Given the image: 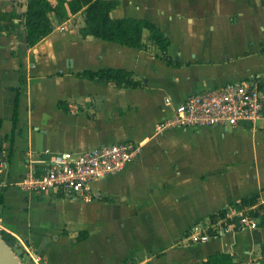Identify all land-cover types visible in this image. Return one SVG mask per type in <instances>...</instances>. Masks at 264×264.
Returning a JSON list of instances; mask_svg holds the SVG:
<instances>
[{"label": "crops", "instance_id": "0c3cea01", "mask_svg": "<svg viewBox=\"0 0 264 264\" xmlns=\"http://www.w3.org/2000/svg\"><path fill=\"white\" fill-rule=\"evenodd\" d=\"M26 1L0 0V232L28 264H202L221 254L264 264L262 218L252 229L210 222L264 190V115L237 127L155 131L195 92L248 79L264 84V3L118 0L112 19H144L165 33L164 59L147 31L143 49L82 37L81 13L66 7L61 17L49 14L51 33L26 48L20 20L9 18ZM109 68L131 72L140 85L80 75ZM122 142L141 151L123 171L91 184L99 200L20 186L45 151L78 154Z\"/></svg>", "mask_w": 264, "mask_h": 264}, {"label": "built area", "instance_id": "2783aa9c", "mask_svg": "<svg viewBox=\"0 0 264 264\" xmlns=\"http://www.w3.org/2000/svg\"><path fill=\"white\" fill-rule=\"evenodd\" d=\"M263 115L264 88H260L258 79H248L189 95L155 126V131L160 134L172 128L237 127ZM140 151L141 144L132 142L98 146L78 154L45 151V159L37 161L40 167L31 169L20 186L26 192H59L65 198L99 200L91 184L123 171ZM262 217L264 190L257 195L255 204L237 211L228 209L216 223L227 228L252 229ZM192 240L197 238L192 236ZM199 240L205 241L207 236Z\"/></svg>", "mask_w": 264, "mask_h": 264}, {"label": "trees", "instance_id": "16d2710c", "mask_svg": "<svg viewBox=\"0 0 264 264\" xmlns=\"http://www.w3.org/2000/svg\"><path fill=\"white\" fill-rule=\"evenodd\" d=\"M259 1L264 3V0ZM118 5V0H55V4H52L50 0H27L24 9L10 13L9 18H18L20 20L24 36L20 34L19 40L27 48L35 46L51 33L52 24L49 18L51 12L61 17L64 15V11L67 10L70 15L81 13L84 20V26L80 30L82 37L90 36L127 48L143 49L145 47L143 35L147 31L148 40L160 50L164 59H168L167 52L170 40L165 33L157 25L144 19L130 17L112 19L110 13ZM22 8L23 6L21 5L20 9ZM1 30L0 26V32ZM261 51L264 53V48ZM80 75L84 78L101 82L113 81L117 86L124 88H135L140 85L138 81L133 80L131 72L121 69L87 70ZM260 88H264V84H260ZM255 202L256 196L244 198L239 204L231 206L230 209L237 211L251 206ZM226 211L227 209H224L214 215L210 222H214L219 217H224ZM262 222H264V217H262ZM0 234L4 241L14 250L12 237L3 231ZM202 264L239 263L235 261L233 255L221 254L209 257Z\"/></svg>", "mask_w": 264, "mask_h": 264}, {"label": "water", "instance_id": "95a60500", "mask_svg": "<svg viewBox=\"0 0 264 264\" xmlns=\"http://www.w3.org/2000/svg\"><path fill=\"white\" fill-rule=\"evenodd\" d=\"M27 48V46H26ZM0 264H24L0 234Z\"/></svg>", "mask_w": 264, "mask_h": 264}, {"label": "rangeland", "instance_id": "374dc122", "mask_svg": "<svg viewBox=\"0 0 264 264\" xmlns=\"http://www.w3.org/2000/svg\"><path fill=\"white\" fill-rule=\"evenodd\" d=\"M14 252L16 253L17 256H19V258L23 263L28 264L27 259H25V256L15 246H14Z\"/></svg>", "mask_w": 264, "mask_h": 264}]
</instances>
